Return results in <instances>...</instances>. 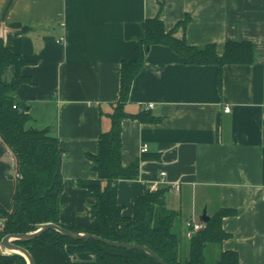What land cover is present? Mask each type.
I'll list each match as a JSON object with an SVG mask.
<instances>
[{
    "label": "crops",
    "instance_id": "0c3cea01",
    "mask_svg": "<svg viewBox=\"0 0 264 264\" xmlns=\"http://www.w3.org/2000/svg\"><path fill=\"white\" fill-rule=\"evenodd\" d=\"M155 17L176 28V38L212 44L219 55L229 41L250 42L253 62L225 65L220 90L218 66L187 65L169 47L151 46L127 109L160 120L123 121L122 164L140 160V168L137 179L118 182V203L131 217L137 197L166 188L184 257L188 220L233 209L223 219L230 237L208 245L206 259L231 250L241 264H264V0H0V38L27 61L22 73L31 79L16 94L27 127L48 129L63 152L60 222L82 232L98 226L95 199L76 182L98 177L89 155L110 128L102 113L119 100L121 63L135 59ZM17 177L16 157L0 138V204L8 210ZM3 223L0 215V233ZM67 250L75 264H95L93 254Z\"/></svg>",
    "mask_w": 264,
    "mask_h": 264
},
{
    "label": "trees",
    "instance_id": "16d2710c",
    "mask_svg": "<svg viewBox=\"0 0 264 264\" xmlns=\"http://www.w3.org/2000/svg\"><path fill=\"white\" fill-rule=\"evenodd\" d=\"M188 19L178 23L185 26ZM176 28L167 30L159 17L147 19L144 38L136 48L133 60H123L120 70V97L111 105V110L102 113L110 128L101 130L98 151L89 155L97 167L98 177L80 180L76 185L87 190L95 199L91 214L98 226L88 233L103 239L146 246L166 264H241L235 251H224L215 262L207 261L205 250L210 244H221L230 237L223 228V219L237 212L221 209L206 228L190 239L187 257L182 253L181 237L173 232L178 213L169 210L166 204V188L147 190L134 202L133 216H125L118 203V182L135 180L139 176L140 160L130 166L122 164V123L136 119L143 123H157L160 118L149 111L131 113L127 107L133 82L145 66L146 55L153 45H164L180 55L187 65H215L219 67V89L222 88V71L225 65L253 62V46L247 41H229L222 55L212 44L205 47L189 45L185 39L175 37ZM27 64L19 54L9 49L0 38V138L16 157L17 171L13 203L8 210L0 204L4 219L0 240L9 234H23L36 230L35 225L54 223L75 232L77 228L60 222V197L64 188L62 176L63 152L57 137L48 129L28 128L31 117L20 113L13 106L22 105L16 98L18 88L31 79L22 73ZM9 78V79H8ZM15 245L25 248L35 264H75L67 247L74 246L76 253H91L95 264H159L145 252L117 248L94 240H74L50 230L32 240H16ZM0 264H28L17 253H0Z\"/></svg>",
    "mask_w": 264,
    "mask_h": 264
},
{
    "label": "water",
    "instance_id": "95a60500",
    "mask_svg": "<svg viewBox=\"0 0 264 264\" xmlns=\"http://www.w3.org/2000/svg\"><path fill=\"white\" fill-rule=\"evenodd\" d=\"M93 169L97 171L96 166ZM18 177H20V173H18ZM201 220L205 223L209 222L210 220V217L206 213V209L203 211L201 215ZM35 227H36V230L29 232V233L6 235L0 242V253H17V254L24 256L28 264H35L34 259L29 253V251H27L25 248L15 245L13 241L32 240V239H35L41 236L45 232H48L50 230H55L61 233L62 235L68 238L77 240V241L94 240V241L101 242L105 245L112 246V247L142 251L150 255L152 258H154L159 264H166L154 251H152L146 246L132 244V243L111 241V240L103 239L99 236H96L88 232H75L67 228L61 227L59 225H56L54 223H42V224L35 225Z\"/></svg>",
    "mask_w": 264,
    "mask_h": 264
},
{
    "label": "built area",
    "instance_id": "2783aa9c",
    "mask_svg": "<svg viewBox=\"0 0 264 264\" xmlns=\"http://www.w3.org/2000/svg\"><path fill=\"white\" fill-rule=\"evenodd\" d=\"M148 107H149V108H152V107H153V104H150ZM13 108H14V109H17L18 112H20V113L25 112V110H24L23 107H19V106H17V105H14ZM224 111H225L226 113H228V112H230V108H229V107H225V110H224ZM141 151H142L143 153L147 152V151H148V146H147V145H143ZM162 175L164 176L165 173H162ZM178 188H179V187L177 186V189H178ZM186 227H187V233H186V236H187L188 239H191V238L195 235V233H197L198 231L203 230V229L206 228V223L203 222V221H201V222H196V221H194V220H188V221L186 222Z\"/></svg>",
    "mask_w": 264,
    "mask_h": 264
},
{
    "label": "rangeland",
    "instance_id": "374dc122",
    "mask_svg": "<svg viewBox=\"0 0 264 264\" xmlns=\"http://www.w3.org/2000/svg\"><path fill=\"white\" fill-rule=\"evenodd\" d=\"M184 238V237H183ZM182 238V239H183ZM184 242H186V240H185V238H184ZM207 259L209 260V262H213V261H215V259L213 258V255H211L210 253H207Z\"/></svg>",
    "mask_w": 264,
    "mask_h": 264
}]
</instances>
